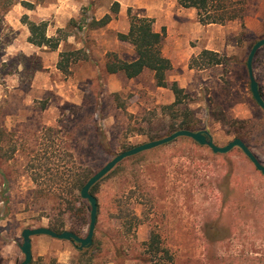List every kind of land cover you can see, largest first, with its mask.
Returning <instances> with one entry per match:
<instances>
[{"label": "rangeland", "instance_id": "rangeland-1", "mask_svg": "<svg viewBox=\"0 0 264 264\" xmlns=\"http://www.w3.org/2000/svg\"><path fill=\"white\" fill-rule=\"evenodd\" d=\"M117 1L12 0L5 7L6 0H0V264L23 260L19 246L25 228L61 222L84 237L89 204L76 192L54 197L63 191L62 180L85 170L93 175L115 155L170 133L171 119L161 112L174 101L169 89L157 87L147 71L133 80L105 72L108 52L125 61L135 58L132 47L117 39L129 28L128 11L142 17L147 7L156 31L164 28L161 50L172 65L167 79L184 89L198 129L224 146L235 138V121L244 120L252 128L250 151L264 164V110L251 96L246 67L253 44L264 38V0H216L226 17L235 18L210 25L199 24L195 10L175 0H139L124 5L123 17L120 5L111 13ZM105 11L117 28L91 29V20H100ZM23 16L47 22L48 37L58 36L59 29L68 37L55 50L33 46ZM76 50L87 59L62 74L56 68L60 53ZM203 50L217 53L221 64L190 67ZM252 68L264 92V47ZM66 148L73 163L67 162ZM53 152L56 158L38 160ZM231 159L236 168L229 198L226 167L208 148L178 138L123 160L96 187L100 244L79 257L70 242L35 236L30 264H264V176L239 153ZM55 174L62 178L56 185ZM32 175L39 176L37 183ZM114 200L123 216L129 214L127 234ZM67 201L81 213L69 214ZM153 235L158 251L146 254ZM113 244L120 251L114 253Z\"/></svg>", "mask_w": 264, "mask_h": 264}, {"label": "trees", "instance_id": "trees-1", "mask_svg": "<svg viewBox=\"0 0 264 264\" xmlns=\"http://www.w3.org/2000/svg\"><path fill=\"white\" fill-rule=\"evenodd\" d=\"M175 1L183 9L195 10L197 21L201 25L223 24V22L233 20L235 18V16L226 17L222 7H219L218 5L215 4L216 0H175ZM12 4H13L12 0H6L5 7H10ZM21 4L26 9H32L33 7V5L28 2H21ZM118 12H119V4L115 2L111 7V13L116 15ZM128 18H129L128 31L126 33H118L117 39L121 42H125L129 44L132 47L135 54V58L132 61H125L120 59L116 53L108 52L105 55V62H104L105 72L110 75L121 74L127 79H135L146 71L150 72L152 74L155 85L157 87L169 89L174 96V101L171 104L162 107L161 110L162 115L169 116L171 119L170 128H169L170 133H168V135L166 136H169L172 133L179 130L200 131L198 129L200 123L194 118L193 112L189 110L185 104L187 95L184 89L181 88L176 81L169 82L167 79L168 74L172 69V65L170 61L163 56L161 50L162 43L165 37L164 28H162L161 31L158 32L155 29V24L153 19L144 16L140 17L137 15H132L129 11H128ZM111 19H112L111 15H105L100 20L93 19L89 23V27L91 29L103 28L111 21ZM22 23H24L28 27L29 36L27 38V42L36 47H47L50 50H55L58 47L59 43L63 41L66 37H68V34L65 33V31L62 29L57 30L58 36L48 37L46 34L47 22L44 21L36 23L29 21L27 19V16H23ZM59 57L60 60L58 61L56 68L64 75H67L69 73V67L71 63H75L77 61H83L87 59V55L83 50L62 52L60 53ZM219 64H221V59L219 58L218 54L208 50L201 51L197 55V57L189 61L190 67L193 66L197 69H204L208 66L219 65ZM258 88L260 95L264 97V92H262L259 83H258ZM235 123L238 126L233 130V135L235 136V138H239L240 140H242V142H244V144H246V146L251 150L248 137L251 134L252 128L248 126L244 122V120L235 121ZM180 139L185 143L186 142L190 143V145L207 149V147L199 146L189 138L182 137ZM65 151H66L64 153L65 157L68 158L67 162L73 163L74 157L72 152L67 148ZM234 152L239 153L240 156H243L245 159H247L243 155L241 150L238 148H234L229 153L224 155L212 153V156L218 157L226 167V174H225L226 182L224 187L226 188L227 198H229L234 191V188L229 186L230 183L232 182L233 174L236 168L235 167L236 162L231 159V155ZM52 158H56L54 152L50 154V157L46 156L45 153L42 154V156H38V160L45 159L46 161H50V159ZM247 161L249 160L247 159ZM249 163L251 162L249 161ZM117 167L118 166H116L103 179L110 178L111 175L115 173V169ZM256 172L258 171L256 170ZM258 173L262 175L260 172ZM91 176L92 175L89 172V170H85L83 172H75L73 175L67 176V178H64L62 180V182L65 184V186L63 187V191L60 192L61 194H59L58 196L54 195V197L60 198L62 200V197H68V195L74 196V192H76L77 197L79 196V198L81 199L80 190ZM52 179L54 181L53 183L56 185L62 178H59L58 175L55 174L52 177ZM32 180L34 183H37V181L39 180V176L32 175ZM99 182L96 183L90 189V193L96 198L97 204H98V198H97V193H95V191ZM69 204H70L69 201H67L68 207L66 209L69 214L74 212L73 213L74 215H79L81 213L80 209L78 210L76 208L70 207ZM113 205L115 206L116 209L118 208L117 209L118 214L116 215L118 216V218L122 219L123 221L122 227L124 231L126 232V234L129 233V230L132 227L131 222L126 219L129 217V214L127 216H123L120 213L121 210H119V204L117 203V201L114 200ZM98 208H99V204H98ZM48 228L56 233H60L63 231H70L80 236L79 228L76 227L70 230H66L64 228V224L61 222L58 224L55 223L51 224L48 226ZM96 234L97 231L95 229L93 235V242L90 247L80 251L75 247L79 257H83L84 255L87 254L88 251L93 250L95 247H97L100 244ZM150 242L152 243L150 244V248L146 249V254L156 255L159 244L157 236L153 235L151 237ZM112 250L114 253H117V251H120V248H118L116 245L113 244Z\"/></svg>", "mask_w": 264, "mask_h": 264}, {"label": "water", "instance_id": "water-1", "mask_svg": "<svg viewBox=\"0 0 264 264\" xmlns=\"http://www.w3.org/2000/svg\"><path fill=\"white\" fill-rule=\"evenodd\" d=\"M264 47V38L259 39L252 46L246 61V67L249 78V89L251 96L255 103L264 110V98L260 95L258 83L253 75L252 62L257 51ZM189 138L194 141L199 146L207 147L213 154H227L234 148L241 150L243 155L251 162L254 168L264 175V164H262L256 156L250 151V149L240 140L239 138H234L224 146H217L214 144L212 138L209 134L204 131H188L179 130L172 133L169 136L153 140L150 142L143 143L141 145L135 146L128 150H125L117 155H115L110 161H108L102 168L95 172L84 184L80 190V197L82 200L89 204V225L87 234L84 237H80L70 231H63L56 233L47 227H37V228H25L21 232L22 244L19 246L21 253L23 254V260L19 264H30L32 261L31 254V239L35 236H47L59 241L70 242L79 251L88 248L92 245L93 235L96 225L98 204L96 198L90 193V189L99 181H101L105 176H107L120 162L123 160L138 155L142 152L157 148L159 146L168 144L178 138ZM78 245V246H77Z\"/></svg>", "mask_w": 264, "mask_h": 264}, {"label": "crops", "instance_id": "crops-1", "mask_svg": "<svg viewBox=\"0 0 264 264\" xmlns=\"http://www.w3.org/2000/svg\"><path fill=\"white\" fill-rule=\"evenodd\" d=\"M118 2V4L120 5V12H119V16L121 17L122 15H123V13H124V5H125V7H127V6H129V5H131V6H134L135 4H139V3H141L139 0H127V3H125V4H123V2L120 0V2L119 1H117ZM116 2V3H117ZM164 4L163 3H158L157 4V7H159L158 8V10L160 9V10H162L163 9V6ZM145 12H147L146 13V16L148 17V18H151V19H153L154 20V16L148 11V9H147V7H146V11ZM105 15H109V13L107 12V11H105L102 15H101V17L100 18H102V17H104ZM146 16H144V17H146ZM123 17V16H122ZM115 22H116V20H112V21H110L106 26L109 28H117V24H115ZM154 24H155V21H154ZM125 26L127 27L128 26V24L126 23L125 24ZM155 28H156V24H155ZM127 30V29H126ZM128 31V30H127ZM118 33H126V31H124V30H122V31H119ZM113 75H121V74H113ZM123 76V75H122ZM130 80H133V79H130Z\"/></svg>", "mask_w": 264, "mask_h": 264}]
</instances>
